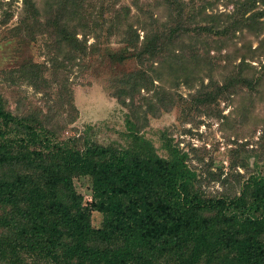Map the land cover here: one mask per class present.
<instances>
[{
	"label": "trees",
	"instance_id": "1",
	"mask_svg": "<svg viewBox=\"0 0 264 264\" xmlns=\"http://www.w3.org/2000/svg\"><path fill=\"white\" fill-rule=\"evenodd\" d=\"M21 1L11 26L12 5L0 3V40L14 39L20 47L44 38L47 64L23 59L0 74L5 82L27 84L35 92L47 90L51 80L60 84L58 94L66 101L60 100L57 115L21 113L11 111L0 94V264H264V176L253 175L242 185L237 180L236 187L208 195L187 153L166 134L155 145L137 132L130 114L125 116V146L87 139L80 147L79 139L59 137L63 126L75 120L69 114L61 121L64 107L76 112L60 74L99 56L102 34L109 38L122 31L123 47L109 54L111 61L123 65L134 58L147 66L122 74L112 84L113 98L121 101L126 95L132 102L136 92L152 87L154 80L147 74L157 70L155 63L165 60L174 69L175 62L182 70L189 63L187 53L197 56L204 35L226 41L229 34L258 29L264 9L251 12L258 2L264 6V0L237 2L225 25L211 16L209 23L200 19L193 30L190 26L201 12L180 0H160L167 10L165 22L137 7L144 20L136 26L127 22L130 8H118L119 0ZM92 36L96 42L88 45ZM240 62V67L246 64L245 59ZM242 71L224 79L222 87L210 84L221 92L238 83L253 88L262 79H247ZM208 87L201 84L197 91L199 104L214 99L211 93L204 95ZM81 178L90 181V211L103 215L101 228L92 227L89 209L75 193L74 181Z\"/></svg>",
	"mask_w": 264,
	"mask_h": 264
},
{
	"label": "rangeland",
	"instance_id": "2",
	"mask_svg": "<svg viewBox=\"0 0 264 264\" xmlns=\"http://www.w3.org/2000/svg\"><path fill=\"white\" fill-rule=\"evenodd\" d=\"M180 1L187 6L193 5L194 7H191L193 11L197 9L201 12L193 20L194 23L190 26L192 30L200 19L209 23L211 16H215L218 23L225 25V19L228 14H232L235 4L243 2V0ZM0 3L12 5L10 8L14 18L9 25L16 23L22 9V1L0 0ZM133 3H137V6ZM117 5L118 8L122 6L130 8L127 22L135 26L144 20V15L142 16L137 7L148 8V11L155 12L163 20L167 14L160 0H119ZM255 7L251 14L264 9L259 2ZM258 23L262 24L255 31L244 30L229 34L226 41L225 37L216 39L214 35H204L201 38L203 41L197 45L200 49L199 52H195L197 56L187 53L189 63L185 62L186 67L181 68L182 70L175 66V62L172 63L174 69L168 68L165 60L158 66V63H155L153 67L157 70L148 71L147 74L154 80L152 87L136 92L132 102L126 95L121 101L113 98L112 93L115 90L112 84L115 85L122 74L137 73L147 69V66H140L134 58L127 59L123 65L111 61L109 54L123 47L122 31H117L109 38L102 34L99 56L95 54L88 57L79 66H73L63 75L60 74L62 84L66 80L65 86L70 89V99H73L72 104L76 112L70 111L67 106L64 107L61 121L69 114L75 117V120L63 126L59 137L79 139L80 147L87 139L103 145L118 143L125 146L128 143L125 116L130 114L137 132L151 138L155 145L160 146L159 140L166 134L172 139L174 146L187 153L188 163L197 171L200 185L208 195H217L236 187L237 180L242 185L253 175L264 176V70L261 68L264 65V17ZM123 28L124 25L121 29ZM139 34L141 40L143 33ZM1 37L2 33L0 39ZM37 39V42L20 47L14 39L0 40V73L14 69L17 61L23 59L47 64L46 40ZM224 41L222 50L217 51ZM95 42V36H92L87 44ZM242 59H245L246 64L240 67ZM240 69H243V76L247 79L254 78L256 81L262 79L253 88L237 81L238 84L228 87L227 90L221 92L215 90L216 85L213 82L219 83V87H222L223 80L230 79L236 73L238 77ZM46 76L48 79L51 78L49 73ZM49 81L47 90L35 92L27 84L19 87L5 82L0 74V94L11 111L26 113L29 110H40L44 114L50 111L51 114L57 115L62 112L60 100L64 103L66 96L60 98L58 94L61 90L60 84L56 85L55 82ZM210 81H213L212 84ZM201 84L209 85L208 89L204 90V95L212 94L214 99L210 102L199 104L198 100L202 96L195 95L201 90ZM18 102L20 106L17 105ZM233 153L238 156L234 157ZM234 162H243L245 167H233ZM210 172L216 176L220 175L219 181L217 177L212 178ZM223 181H227L226 184L223 185ZM74 188L75 193L83 197V207L89 209L92 227L101 228L103 215L90 211L92 196L89 179H75ZM63 196L64 193L60 191L59 197Z\"/></svg>",
	"mask_w": 264,
	"mask_h": 264
}]
</instances>
